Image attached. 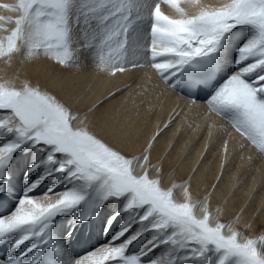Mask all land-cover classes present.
Returning <instances> with one entry per match:
<instances>
[{"label":"snow or ice","instance_id":"6c2138e0","mask_svg":"<svg viewBox=\"0 0 264 264\" xmlns=\"http://www.w3.org/2000/svg\"><path fill=\"white\" fill-rule=\"evenodd\" d=\"M196 4L198 0H189ZM170 5L176 16L162 12ZM181 0H17L0 9L17 15H0L14 23L0 38V57L14 54L26 60L43 58L68 69L78 66L80 53L90 51L98 71L116 75L129 67H149L175 88L185 69L209 66L237 28L249 29L238 49L235 70L205 101L211 114L226 120L231 129L264 155V0H225L218 7L199 6L188 12ZM192 103H197L192 100ZM91 111V110H90ZM0 178L14 153L31 143L46 151L47 164L65 174L74 187L42 196H30L41 180L31 184L18 206L0 217V241L19 234L6 261L0 264H41L38 249L51 241L57 215L79 207L93 193L94 209L106 202H123L109 225L121 213L125 224L99 248L72 264H264V235L240 239L234 227L218 221L206 203L195 202L187 188L185 202L173 198L149 160L153 141L139 155L125 153L94 131L86 115L39 83L25 80L0 83ZM159 135V133H157ZM227 145L225 144V150ZM176 187V185H173ZM0 187V192H3ZM203 212L196 215V210ZM90 218L86 216L85 219ZM139 226L133 231L134 226ZM227 227V232L225 229ZM151 239L135 253L129 249L140 236ZM33 243L19 255L17 250ZM168 246L162 255L145 261L150 253ZM54 251L61 253V248ZM167 257V259H165Z\"/></svg>","mask_w":264,"mask_h":264},{"label":"bare ground","instance_id":"6f19581e","mask_svg":"<svg viewBox=\"0 0 264 264\" xmlns=\"http://www.w3.org/2000/svg\"><path fill=\"white\" fill-rule=\"evenodd\" d=\"M16 2L0 0V4ZM224 2L198 0L192 4L181 0L178 7L196 12L201 5L218 7ZM161 10L169 16L178 15L167 4L162 3ZM0 15L15 18L17 14L0 9ZM14 27V23L0 21V38L10 34L5 28ZM249 34V29L241 27L226 36L217 53L221 60L218 87L235 70L238 49ZM92 55L90 51H82L79 65L68 69H61L43 58L30 61L14 54L9 61L0 57V83L12 81L17 86L25 80L39 83L79 109L98 135L125 153L139 155L155 137L149 153L150 163L155 165V169H150L151 175L155 177L159 170L163 187L172 188L175 201L185 202L184 189L187 188L193 201L206 203L218 221L241 233L240 239H258L264 235V155L239 137L226 120L208 111L205 103L208 96L199 97L193 104L194 99L180 93L181 75L174 78L179 79V83L173 89L149 67H129L116 75L102 73L92 62ZM3 142L4 138L0 137V144ZM47 155L31 143L22 144L14 153L5 176L0 178V187L4 189L0 192V217L11 214L31 184L41 178L39 187L28 195L42 196L50 188L62 192L74 187L65 179V174L55 171L57 165L47 164ZM94 201V194L89 193L79 207L57 215L49 245L37 251L43 253L48 247H59L62 251L56 254L61 264H72L107 243L127 219V215L121 213L109 225L110 217L120 211L123 202L109 201L94 209ZM89 215L90 218L85 219ZM196 215L202 216L203 212L197 208ZM138 227L134 226L133 231ZM151 236L150 232L140 236L130 247L129 254L138 252ZM18 238L19 234H11L0 241L3 248L0 261L7 260ZM32 243L28 241L14 255H19ZM167 247L157 248L145 261L162 255ZM34 254L29 253L25 264Z\"/></svg>","mask_w":264,"mask_h":264},{"label":"rangeland","instance_id":"374dc122","mask_svg":"<svg viewBox=\"0 0 264 264\" xmlns=\"http://www.w3.org/2000/svg\"><path fill=\"white\" fill-rule=\"evenodd\" d=\"M17 202H18V199H17ZM15 209V208H14Z\"/></svg>","mask_w":264,"mask_h":264}]
</instances>
